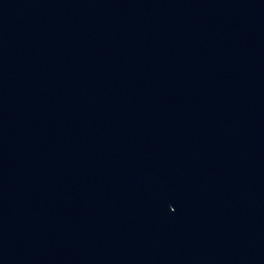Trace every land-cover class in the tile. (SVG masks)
I'll use <instances>...</instances> for the list:
<instances>
[{
    "label": "water",
    "instance_id": "95a60500",
    "mask_svg": "<svg viewBox=\"0 0 264 264\" xmlns=\"http://www.w3.org/2000/svg\"><path fill=\"white\" fill-rule=\"evenodd\" d=\"M0 264H264V115L127 0H0Z\"/></svg>",
    "mask_w": 264,
    "mask_h": 264
}]
</instances>
